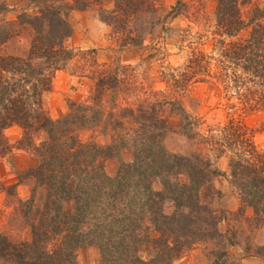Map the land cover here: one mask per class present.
<instances>
[{"label":"trees","instance_id":"trees-1","mask_svg":"<svg viewBox=\"0 0 264 264\" xmlns=\"http://www.w3.org/2000/svg\"><path fill=\"white\" fill-rule=\"evenodd\" d=\"M213 1L214 34L233 39L248 29L247 36L219 41L218 59L194 53L185 72L169 79L174 97L165 91L147 93L140 104L126 102L117 114L106 110L105 97L110 95L113 102L120 90L132 95L135 86L127 87L130 77L118 74L117 68L100 65L93 50L75 53L67 47L72 32L69 13L97 8L119 47L142 48L169 17L178 16L180 0L169 13L161 0H25L30 13L24 10L14 24L4 23L0 46L15 33L14 25L28 29L31 39L25 58L0 54V158L10 150L4 131L17 126L22 131L17 148L29 152L36 164L22 172L33 180L34 188L30 198L20 202L19 211L30 219L31 239L15 244L0 235V264H76L75 251L84 243L100 250L99 264H172L196 242L222 241L212 208L216 194L211 183L217 171L199 154H170L162 145L165 111L185 114L178 94L190 81L213 80L224 97L236 99L243 110L264 109V10L253 0ZM5 10L0 3V15ZM74 59L80 77L92 83L90 94L84 101L69 102L66 114L51 120L42 97L50 90L53 73ZM199 126L187 115L179 125L188 130ZM91 129L103 136L110 133V144L83 142L81 133ZM220 132V140L207 142L216 157L224 150L236 151L229 161V176L238 191L239 211L250 208V223L263 224L264 153L255 149L250 132L240 122L229 121ZM36 134H44L39 143ZM126 140L133 148L132 161L109 177L103 161ZM153 178L159 180L158 191L152 189ZM39 190L44 194L40 204L35 199ZM64 200L73 201L70 215L62 210ZM166 202L173 208L169 215L163 213ZM146 216L157 236L151 239L153 254L143 260L137 245L143 241L140 222ZM86 224L90 228L84 234ZM243 253L264 264V246H245ZM220 256L226 257V251Z\"/></svg>","mask_w":264,"mask_h":264},{"label":"rangeland","instance_id":"rangeland-1","mask_svg":"<svg viewBox=\"0 0 264 264\" xmlns=\"http://www.w3.org/2000/svg\"><path fill=\"white\" fill-rule=\"evenodd\" d=\"M161 1L165 13H169L178 2ZM0 3L6 8L0 15L2 25L0 30L6 27L5 22L14 24L17 16L24 10L30 13L25 0H0ZM253 3L264 10V0H253ZM215 9L216 3L213 0H180L178 16L169 17L164 28H157L142 48L119 47L110 27L100 20L97 8L71 11L68 23L72 32L66 45L75 53L93 50L100 65L110 69L117 68L118 74L130 77L127 87L135 86L132 95L120 90L113 102L110 95L105 97L106 110L117 114L126 107V102L135 106L140 104L147 93L165 91L167 95L171 93L169 98L174 97V93L168 87L169 79L185 72L187 62L194 53L218 59L221 50L219 41L228 43L247 36L248 29L241 31L233 39L216 36ZM247 10L244 8L243 12ZM12 30L15 33L0 46V54L25 58L30 47V31L15 25ZM211 63L213 67L216 65L214 60ZM78 66L79 63L74 59L65 68L53 73L50 90L42 97V107L49 119L62 118L67 112L69 102H81L89 96L92 83L87 78L80 77ZM178 96L185 114L181 116L167 108L165 111L167 129L162 145L170 154L181 156L199 154L201 158L210 161L212 169L217 171L218 175L211 183L216 194L212 200V208L218 218L217 229L223 237L222 241L218 239L196 242L172 264H261L259 258H251L243 253L245 246L252 249L264 246V223L260 225L250 223L249 219L253 213L250 208H244L243 213L239 211L240 198L237 189L231 185L229 176V161L234 158L236 151L224 150L216 157L217 154L211 150L207 141L220 140L222 136L220 129L229 121L237 124L240 122L250 132L255 149L264 153V109L243 110L236 99L228 101L221 87L213 80L206 83L190 81ZM185 115L196 119L200 126L192 130L180 129L179 125ZM128 133L131 135V132ZM107 134L103 136L99 134L98 129H91L83 131L81 139L83 142L93 141L104 146L111 142V134ZM21 136L22 131L17 126L4 131L10 150L0 158V235L8 237L15 244L29 242L31 239L30 219L23 217L19 211L20 202L29 199L34 188L33 180L25 178L22 172L36 164L29 152L17 148ZM36 139V143H39L44 139V134H36ZM132 153L131 142L126 140L112 158L103 161L106 175L113 177L121 164L131 163ZM151 184L154 191L160 189L157 178H153ZM43 195L39 190L35 198L38 204L41 203ZM61 207L70 215L74 210L73 201L64 200ZM172 210L171 204L166 202L163 213L169 215ZM140 225H142L140 236L143 241L138 242L137 252L141 259L147 260L153 254L151 239L157 234L150 217L146 216ZM89 228L90 224L83 225V233L85 234ZM223 251H226V257L220 256ZM75 260L76 264H99L101 253L95 244L84 243L76 249Z\"/></svg>","mask_w":264,"mask_h":264}]
</instances>
